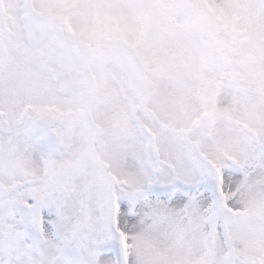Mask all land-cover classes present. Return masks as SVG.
Returning <instances> with one entry per match:
<instances>
[{"label": "snow or ice", "instance_id": "1", "mask_svg": "<svg viewBox=\"0 0 264 264\" xmlns=\"http://www.w3.org/2000/svg\"><path fill=\"white\" fill-rule=\"evenodd\" d=\"M0 264H264V0H0Z\"/></svg>", "mask_w": 264, "mask_h": 264}]
</instances>
